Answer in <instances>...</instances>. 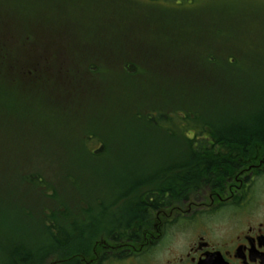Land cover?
Wrapping results in <instances>:
<instances>
[{"label":"trees","instance_id":"1","mask_svg":"<svg viewBox=\"0 0 264 264\" xmlns=\"http://www.w3.org/2000/svg\"><path fill=\"white\" fill-rule=\"evenodd\" d=\"M73 1L78 0H54L56 5L63 4L61 9L64 14L81 9L79 5L73 4ZM92 1L95 5L100 1H103L102 6L105 4V0ZM113 4L111 0L109 12L113 11ZM130 5L126 9L128 13L134 12L131 8L134 6ZM143 6H138L139 11L151 14L146 19H152L153 11H146ZM166 17L172 18L169 36L171 39L175 37L180 47L171 48L165 38L160 40L150 37V31L145 25L140 28L136 26L135 34L140 39L135 42L129 37L127 43L139 49V56L132 60L131 66L126 63L122 66L129 67L130 72H126L124 77L130 81L138 76L136 65L139 66L141 62L154 63L152 71L155 76L145 73V78L142 79L139 75L144 86L148 83L150 88L169 85L166 84L171 83L167 78L168 69L172 67L174 71L175 67L181 65V71L173 75L172 85L176 92L172 93L170 88L171 95L164 97L162 103L165 104L162 107L151 106V98L147 97L146 93L143 98L130 102L109 98V89L100 79L103 69L95 72L104 90L98 97L88 93L87 82L80 90L85 96L78 97L76 94L69 100L62 92L60 98H57L58 81L49 80L50 76L46 74L43 75L47 78L45 85H41V100L46 99L47 102L41 104L39 111L48 110L47 114L36 112L37 108H33L32 112L20 110V104L15 105L14 110L9 107L11 118L7 124L10 125L11 131L24 130L29 125L28 130L34 129V132H42L47 137L58 139L59 156L55 155L56 160L67 164L61 167L62 178L60 177L59 183L47 181L43 175L36 172L41 169L35 165H29L27 176L23 175L19 179L18 182H22L28 190L21 209H30L33 206L35 208L28 212L32 218V227H29L28 233L21 236L18 231L11 251L9 245L3 249L8 255V264L69 263L72 258L85 251L87 245L82 239L86 236L87 224L91 218L103 212L102 206L123 207L126 224L132 227L134 205L141 197L153 191H166L173 195L185 189L189 192L197 191L212 179L220 178L216 177L218 175H229L240 166L246 167L249 157L254 156L250 151H264V147L258 149L247 144L264 141V93L259 92V88L249 82V73L245 72L249 71L254 57L247 50L240 48L237 55L233 49H229V41L226 42L223 53L221 50L219 54H204L203 50L193 46L197 43L199 33L197 31L195 34L189 25L185 11L180 14L167 13ZM45 18L41 15V20ZM115 23L112 19L105 25L110 38L131 24L132 28L136 21L128 20L125 26L118 28ZM168 23V20H165V25ZM165 35H168L167 28ZM103 36L106 37V34ZM183 41L186 42L185 45ZM204 50L208 52L207 48ZM256 58L258 62V57ZM206 63L213 68L205 69L203 66H206ZM83 72L87 73L88 70L79 69V74L74 75L76 79H79ZM65 73L63 72L62 76L69 74ZM64 82L62 81L61 85ZM144 91L143 87L142 92ZM2 93L10 100L17 97L30 101L24 90L18 91L15 96H8L6 91ZM86 96L92 97L89 106ZM173 114L178 116L173 117ZM153 133L156 139L151 138ZM158 135L163 140L157 138ZM203 140H212L221 145H180L182 142ZM98 142L104 144V147H97ZM105 142H109L108 148ZM160 142L177 144L173 147L146 146L148 143ZM107 150L110 162L94 161V158H101ZM172 155L176 159H173ZM29 158L24 162L35 161ZM45 160L55 158L46 155ZM75 161L86 164L88 172L75 174L69 167V164ZM210 173H214L215 178ZM68 178L69 189L66 190L70 193L63 194L64 189L56 188V185L64 183ZM223 178L224 176L220 181ZM85 192L92 193V197ZM58 193L63 195L60 199ZM43 199L44 202L53 201L54 208L45 207L43 211ZM91 206H94V209ZM108 211L110 216L117 213ZM23 216L29 218L28 215ZM27 236L31 239L26 240ZM58 237L64 240L59 242ZM41 239L44 241L41 242ZM10 253H13V258Z\"/></svg>","mask_w":264,"mask_h":264},{"label":"flooded vegetation","instance_id":"2","mask_svg":"<svg viewBox=\"0 0 264 264\" xmlns=\"http://www.w3.org/2000/svg\"><path fill=\"white\" fill-rule=\"evenodd\" d=\"M124 1L125 7L113 4L112 12H109L111 0H105L104 6L100 1L89 11L80 9L75 12L69 28L47 18L23 25L13 12L4 19L0 17V131L11 129L7 124L11 118L9 107L14 110L15 105L20 104V110L32 112L37 108L36 112L41 113V101L47 102L41 100V85L44 86L47 79L43 75H52L49 80L57 79V98L64 92L70 100L78 91L74 75L79 74L84 65L90 72L88 93L97 97L104 93L95 72L102 69L108 59L103 38L108 32L106 23L113 19L115 26H125L128 20L137 21L151 15L139 11L141 4L170 2ZM73 4L77 3L73 1ZM129 4L134 6L131 7L134 12H126ZM87 24L100 31L97 50L91 49L82 37L88 30ZM130 26L123 28L122 36L126 32V41L132 37L136 42L140 39L135 34L137 25ZM78 30H81V39H78ZM63 72L69 74L62 76ZM62 81L65 82L61 85ZM20 90H24L30 101L17 97L10 100L2 93L6 91L8 96H15ZM108 144L105 142L107 148ZM176 144L147 145L173 147ZM247 144L258 149L264 147V141ZM180 145L219 146L221 143L203 140ZM100 146L104 144L98 142L97 147ZM250 152L254 156L249 157L246 167L240 166L229 175L210 173L220 178L212 179L197 191L185 189L174 195L153 191L141 197L134 205L132 227L126 224L123 207L102 206L103 212L87 224L86 236L82 239L87 245L85 251L76 254L78 256L69 263L59 264H264V193L258 184L264 178V151ZM94 159L110 162L109 150ZM108 210L117 213L110 216ZM57 240L64 239L58 237Z\"/></svg>","mask_w":264,"mask_h":264},{"label":"rangeland","instance_id":"3","mask_svg":"<svg viewBox=\"0 0 264 264\" xmlns=\"http://www.w3.org/2000/svg\"><path fill=\"white\" fill-rule=\"evenodd\" d=\"M75 2L82 10L86 11L95 6L92 0H78ZM112 2L120 7L127 5L124 0H112ZM57 5L54 0H0V17L4 19L13 12L20 23L27 25L30 24V21L41 22V15H43L59 26L69 28L70 23L75 18V12L71 13L68 11L67 14H64L61 9L63 4L58 3ZM142 5H144L143 7L146 8V11H153L154 15L152 19H138L136 21L137 27L147 26L150 31L148 34L150 37L160 40L165 38L164 40L168 41L171 48L180 46L175 37L171 39L169 36L172 18L169 19L166 15L167 13L180 14L182 11H185L187 19L191 23L189 25L195 34L197 31L199 33L197 43L193 44V46L199 50H203L204 54H219L221 50L223 53L224 49H226L225 44L228 41L227 45L228 47L230 46L229 49H233L237 55L238 48L247 50L254 58L249 65V71L245 72L249 73V82L258 87L259 92L264 93V0H179L177 2L158 1L153 4L143 3ZM165 20L169 22L167 25H165ZM87 26L88 30L82 33V37L91 49L97 50V35L99 30L92 27V24H87ZM166 28L168 35H165ZM21 31L22 29L19 30V32ZM109 35L106 33V37H103L108 59L102 68L103 74L100 77L105 87L109 89V98H119L130 102L131 100L136 101L138 98H143L146 93V96L151 98V106L162 107L165 104L162 103L164 102V97L167 94L171 95L170 88L172 89V93L176 92V89L173 88L174 85H172L173 75L181 71V65L175 67L174 71H172V67L168 69L167 78L171 83L166 84L169 85L149 88L147 83L144 86L143 81L141 82L140 80V76L142 79L145 78V73L155 76L152 71L155 64L151 62H141L139 66L136 65L137 74L135 70H133V73L138 76L127 81L124 76L126 72H130V69H128V66L123 68V63L131 66L132 60L139 56V49L127 43L126 35L122 36V29L112 38ZM21 36H24V33ZM183 36L184 39L185 35L183 34ZM78 39H81V30H78ZM152 42L156 43L155 40ZM185 43L183 41V45ZM205 48H207L208 52L204 50ZM215 48L217 49L214 50ZM256 57H258V62H256ZM82 67L83 69L86 68L84 65ZM203 67L205 69L213 68L208 63ZM89 73V71L87 73L83 72L79 79H76L78 97L85 96L80 90L82 86L86 85L85 83L89 82ZM143 87L144 92H142ZM86 97L89 106L92 97ZM44 103L45 101H41V104ZM86 109L88 110L89 108ZM41 112L47 114L48 110ZM176 116L178 114H173V117ZM28 126L24 130L0 131V264H8V255L3 252V249L9 245L11 251L18 231L21 236H24L28 233L29 227H32L30 226L32 218L28 212L35 207L21 209L26 200L28 190L22 182H18L20 181L19 179L23 175L27 176L26 170L29 165H35L41 169V171L36 172L43 175L47 181L59 183L61 180V167L67 164V162L56 160L55 155L59 156L58 139L54 140L47 137L42 132L41 134L34 132V129L28 130ZM131 130L132 134H134V130ZM151 138L156 139L154 133L151 134ZM157 138L163 140L159 135ZM35 154L41 155L37 156ZM46 155H51V158H55V160H45ZM28 157L35 161L25 163L24 161ZM9 160L12 162H9ZM69 167L75 171V174H85L88 172V167L81 161H75L69 164ZM69 182V178L65 179V182L56 185V188L64 189L63 194H69L70 191L66 190L69 189ZM258 184L264 193V178L258 181ZM57 196L60 199L63 195L58 193ZM16 202L17 206H15ZM27 202L29 204L30 200ZM45 207L53 209L54 202L51 201L49 203L44 202V199L41 200V209L43 211H45ZM23 214L28 215L29 218H24ZM25 239L30 240L31 238L27 236ZM43 241L44 239H41V242ZM10 256L13 258V253L12 255L10 253Z\"/></svg>","mask_w":264,"mask_h":264}]
</instances>
